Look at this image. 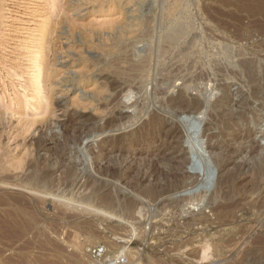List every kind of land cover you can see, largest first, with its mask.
<instances>
[{
    "label": "rangeland",
    "instance_id": "obj_1",
    "mask_svg": "<svg viewBox=\"0 0 264 264\" xmlns=\"http://www.w3.org/2000/svg\"><path fill=\"white\" fill-rule=\"evenodd\" d=\"M49 1H29V27L12 7L0 14V183H26L29 174L40 172L53 181L51 192L65 194L74 205L114 200L115 217L66 212L51 200L39 205L25 199L15 206L19 190L9 189V200L0 203V264H107L117 257L120 264H264V90L258 92L264 79V0ZM47 8L58 23L47 53L57 67L47 88L51 104L36 95L44 83L30 86L24 43V28L41 30L39 16ZM245 63L255 66V83ZM181 93L183 107L199 101L204 109L181 113L173 102ZM47 107L53 111L48 116ZM72 118L75 127L97 130L114 119L115 127L93 135L85 129L78 145L63 152V126ZM188 120L201 128L193 145ZM176 129L177 136L162 140ZM81 149L91 160L88 171L78 166L70 176ZM210 153L233 160L222 173L213 165L214 188L224 175L217 190L202 186L203 171L185 162L210 160ZM187 176L198 177V184L187 187ZM118 203L136 208L128 215ZM97 247L105 249L100 258L92 255Z\"/></svg>",
    "mask_w": 264,
    "mask_h": 264
},
{
    "label": "bare ground",
    "instance_id": "obj_2",
    "mask_svg": "<svg viewBox=\"0 0 264 264\" xmlns=\"http://www.w3.org/2000/svg\"><path fill=\"white\" fill-rule=\"evenodd\" d=\"M27 1H28V3H27ZM29 1H35V0H0V14L3 12V10H4V7L6 6H9V8H8V10H10V8L12 7L13 9H15V17H19V18H21V19H24V21L23 20H21L20 21V24L21 25H23V26H32L33 25V23H32V18H31V15L33 14L32 12H33V10H32V12L30 11V9H32L30 6H29ZM52 0H50L49 2H51ZM55 2L53 1V4H54ZM58 3V2H57ZM55 5V4H54ZM5 7V8H6ZM52 7H55V6H52ZM58 7V6H57ZM56 8V7H55ZM46 9V8H45ZM44 9V11L45 12H42V14L40 15V13H39V17H40V19L38 20V21H40L41 22V27H42V29L41 30H30V29H25L24 28V30L26 31V33H27V38H28V40L29 41H27V42H24L25 44H26V47H25V49H26V53H27V57H30V61H31V64H32V80L31 81H29V82H31V84H30V86L31 85H40L39 87H41V83H44V84H42V87L41 88H38V90L36 91V92H38V93H36L35 91V93H36V95L38 96V97H40L39 95L40 94H42L43 95V98L42 99H44V100H46L47 102V104H49L50 102H49V99L51 98V94L49 95V94H47V92L49 93L50 91H47V88L48 87H52L53 86V83H54V79H55V75H56V71H55V68H57V67H55V64L54 63H52V62H50L49 61V59H47V58H49L48 56H47V53H51L52 52V48L54 47H52V44L54 43L53 41H52V36L53 35H55L56 34V23H55V21H54V19H53V17H56V16H54V15H56L55 13L53 14V17H52V15H50L49 13H48V9L49 8H47V12H46V10ZM35 10V9H34ZM11 11V10H10ZM39 11V10H38ZM13 12V13H14ZM56 12H59L58 10L56 11ZM12 13V14H13ZM37 13V12H36ZM7 14V13H6ZM34 15V14H33ZM32 15V16H33ZM56 21H57V19H56ZM19 22V21H18ZM58 24V23H57ZM38 34L39 35H41V37H40V39H39V41H37V40H35L36 39V37H38ZM56 37V36H55ZM57 40V39H56ZM22 42V41H21ZM53 42V43H52ZM56 46V45H55ZM15 49H17V48H15ZM55 49H56V47H55ZM15 55V54H14ZM56 56V55H55ZM50 57H51V55H50ZM46 59V61H45V63H44V65H42V62L44 61ZM50 59H53V57L52 58H50ZM89 61H90V59H89ZM91 62V61H90ZM92 63V62H91ZM97 64V63H96ZM96 64H94V65H96ZM98 65H100V63L98 64ZM83 66V65H82ZM111 67V66H110ZM112 67H114V66H112ZM243 67L245 68V71H247L248 72V75H249V77H250V80L253 82V83H255L257 80H256V75H255V71H254V68H255V66L252 64V63H245L244 65H243ZM107 68V67H106ZM82 68H80L79 69V71L81 70ZM87 71H89L87 68H85ZM105 69V68H104ZM109 69V68H108ZM83 71H85V70H83ZM115 71V70H114ZM91 73V72H90ZM93 73V72H92ZM116 73H118V72H116ZM101 74V73H100ZM90 75V74H89ZM107 75V74H106ZM86 76H88V75H86ZM103 77V76H102ZM262 77V76H261ZM81 78H82V76H81ZM106 79V78H105ZM263 80V83L261 82V84H259L258 85V87L260 88L259 89V91L258 92H261V91H263L264 90V79H262ZM56 82V81H55ZM103 83H105V82H103ZM252 83V84H253ZM101 85V84H100ZM32 87V86H31ZM56 87V86H55ZM34 88V87H33ZM32 88V89H33ZM102 88V87H101ZM97 91L98 90H100V89H96ZM54 91V90H53ZM101 91V90H100ZM257 92V93H258ZM254 94V96H258L259 94ZM39 94V95H38ZM55 94V93H54ZM35 94L33 95V96H36ZM98 95H101V94H98ZM184 93H181V95L179 96V99H176V100H174L173 102H174V104H177L178 106H179V111L181 112V113H184V114H187V115H195V114H198V113H200L201 112V110L202 109H204V103L203 102H196V104H194V105H192V106H186V107H183V104H184ZM54 96V95H53ZM90 97V96H89ZM33 98V97H32ZM38 99V98H37ZM35 100V99H34ZM37 101H39V100H37ZM80 101V100H79ZM226 101V100H225ZM41 102L42 101H40V104H41ZM89 102V101H88ZM209 102V101H208ZM51 103H52V101H51ZM50 103V104H51ZM78 103V102H77ZM187 103V102H186ZM227 103V102H226ZM232 103V102H231ZM79 104V103H78ZM91 104V103H90ZM111 104V103H110ZM117 104V103H116ZM220 104H222V103H220ZM224 104V103H223ZM33 105H37V104H33ZM54 105V104H53ZM53 105H51V106H53ZM87 106H89L90 107V105H88V104H86ZM186 105V104H185ZM228 105V104H227ZM48 106V105H47ZM50 106V107H51ZM82 106H84V105H82ZM42 107V106H41ZM79 107H81V106H79ZM207 106H205V108H206ZM209 107V106H208ZM207 107V108H208ZM48 108V107H47ZM53 108V107H52ZM93 108V107H92ZM106 108V107H105ZM40 109V108H39ZM54 109V108H53ZM49 110V108L46 110V114H47V116L49 115V113L48 112H53V111H48ZM86 110V109H85ZM93 110H95V109H93ZM208 110H210V109H208ZM215 110V109H214ZM95 112V111H94ZM99 112V111H98ZM46 114H45V118H46ZM48 118V117H47ZM46 118V119H47ZM80 118H82V117H80ZM87 118V117H86ZM119 118V117H118ZM213 118V117H212ZM67 119V118H66ZM77 119V118H76ZM44 120V119H43ZM70 120V119H69ZM75 121H77V120H75ZM155 121V120H154ZM197 121V120H196ZM42 122V121H41ZM46 122H48V121H46ZM199 122H195V120H188L187 121V130H189V136H188V143L189 144H191V145H193L194 143H197V141L198 140H200V136H199V132H197L199 129H201L200 128V125L198 124ZM33 124V123H32ZM39 124V123H38ZM85 124H87V123H85ZM75 123H74V119L72 118L70 121H68V123L67 124H65L63 127H64V133H62L64 136H63V138L65 139V143L64 144H62V143H59V144H61L62 145V151L63 152H65V150H67V149H70V148H68L69 147V145L72 143L73 144V142H74V144L73 145H76L77 143H79V139L81 138L80 137V135L84 132V130L86 129V130H89V132L87 133V135H93V134H95L96 132H98L99 134L100 133H104L105 131H108V130H110V129H112L113 127H115V119L114 120H111V121H109V122H107V123H105V125L104 126H102V127H100L99 129H97V130H95V128H93V127H89L88 126V124L86 125V126H80V127H75ZM209 125V124H208ZM23 126H25V125H23ZM154 126H155V124L154 125H151L150 126V129L149 130H151V129H153L154 128ZM32 128V127H31ZM92 128V129H91ZM63 129V128H62ZM27 130H29V129H27ZM148 130V131H149ZM194 130H195V132H194ZM17 131V130H16ZM73 131H74V134H73V136L71 135L72 133H73ZM112 131V130H111ZM146 131V130H145ZM155 131V130H154ZM201 131V130H200ZM20 133H21V131H19ZM22 132H26L25 131V129H22ZM87 132V131H86ZM181 131H178L177 129L175 130V131H168L167 133H165V135H164V137H163V139L162 140H166L167 138H168V136H173V137H175V136H177L179 133H180ZM202 134V133H201ZM234 134V133H233ZM22 135V134H21ZM83 135V134H82ZM97 135V134H96ZM232 136V135H231ZM141 137V136H140ZM235 137V136H234ZM233 137V138H234ZM238 137V136H237ZM119 138V137H118ZM118 138H115V139H112V141H111V144H112V146H115V145H117L116 143H117V139ZM43 139V138H42ZM41 139V140H42ZM54 139V138H53ZM120 140V139H119ZM124 140V139H123ZM146 140H148V139H143V141H146ZM43 141H44V139H43ZM52 141V140H51ZM54 141H57V140H54ZM61 141V140H60ZM63 141V140H62ZM61 141V142H62ZM149 141H153V142H156V141H158V138H150V140ZM45 142V141H44ZM47 142V141H46ZM53 142V141H52ZM119 142V141H118ZM40 144V143H39ZM38 144V145H39ZM45 144V143H44ZM59 144H56L57 146H61V145H59ZM73 145H72V147H73ZM78 145V144H77ZM110 145V144H109ZM45 147V146H44ZM56 147V146H55ZM43 148V147H42ZM77 148V147H76ZM72 149V148H71ZM74 149H75V147H74ZM110 149V148H109ZM209 150H211L212 152L215 150L213 147H210V149ZM58 151V150H57ZM69 151V150H68ZM73 151V150H72ZM80 151H82V149L80 150ZM116 151H118V152H120L121 151V147H116ZM123 151V150H122ZM219 151V150H218ZM222 151V150H221ZM88 152V151H87ZM256 152V151H255ZM254 152V153H255ZM52 153L53 152H51V156H52V158L54 159V157H53V155H52ZM60 152H58V154H59ZM66 153H67V151H66ZM78 153V152H77ZM100 153H102V152H100ZM68 154V153H67ZM66 154V155H67ZM75 154V153H74ZM193 155H195V154H198V152H193L192 153ZM218 154V153H217ZM217 154H211L210 153V155H209V159L210 160H208V159H204V160H201V162H198L197 161V159L196 160H192V161H190L189 159H187V160H185V162H186V164H187V166H191L193 169H195V170H197V171H203V173H204V179L203 180H201V182H200V184L202 185V186H204V187H206V189H210V190H212V189H216V188H218V189H220L219 188V186L222 184V177L224 176H220V185L218 186V187H216V188H214V185H215V174H216V171H215V168H214V166L216 167V170L217 171H219L220 170V173H222L223 171H225V169L229 166L228 164L231 162V161H233V160H229V159H227V160H225V159H223V158H221L220 156H216ZM241 154V153H240ZM8 156V155H7ZM50 156V157H51ZM68 156H69V154H68ZM91 156H93V155H91ZM96 157H95V160H98L99 158H100V156H98V155H95ZM224 156V155H223ZM57 157V156H56ZM90 157V156H89ZM107 157V156H106ZM196 156H194V158H195ZM224 157H226V156H224ZM17 158V157H16ZM67 158H69V157H67ZM103 157H101V159H102ZM49 159V158H48ZM48 159H45L46 161H48ZM52 159V160H53ZM77 159L79 160V162H80V164H78L77 163ZM93 159V158H92ZM101 159H100V161H101ZM1 160L2 159H0V162H1ZM18 160V162L16 163V164H19L20 165V162H21V160H19V159H17ZM43 161V162H41V163H45L46 161ZM55 160H57V159H55ZM61 160H64V159H61ZM72 162L70 163V169L68 170L69 171V174H70V176L72 175V171L73 170H75L76 169V167H78V166H82L83 168H84V171H88V162L90 161L91 162V160H88V154L86 153V152H84V151H82L81 153H80V155H78L77 157H73L72 158ZM229 160V161H228ZM4 161H5V159H4ZM12 161V160H11ZM14 161V160H13ZM69 161V160H68ZM67 161V162H68ZM16 162V161H15ZM23 162V161H22ZM49 162V161H48ZM53 162H55V161H53ZM5 163V162H4ZM40 163V164H41ZM50 163H51V161H50ZM5 164H7V163H5ZM4 164V165H5ZM40 164H38V165H40ZM42 164V166H44ZM54 164V163H53ZM94 164V163H93ZM26 165V164H25ZM34 165V164H33ZM66 166H67V163L65 164ZM65 165H63V166H65ZM214 165V166H213ZM1 166H3V164L1 165V163H0V171L2 170V167ZM6 166V165H5ZM24 166V165H23ZM63 166H61V168L63 167ZM91 166V165H90ZM4 167V166H3ZM7 167V166H6ZM33 167V166H32ZM48 167V166H47ZM60 167V166H59ZM58 167V168H59ZM178 167L180 168L181 166L180 165H178ZM12 168H14V167H12ZM25 168V167H24ZM38 168V167H37ZM4 169V171H5V169H9V168H3ZM19 169H20V167H19ZM42 170V169H41ZM61 170V169H60ZM63 170V169H62ZM79 171H80V169H78ZM100 170V169H99ZM115 170V169H114ZM113 170V171H114ZM179 170V169H178ZM3 171V170H2ZM1 171V172H2ZM7 171V170H6ZM32 171V170H31ZM36 171V170H35ZM39 171V170H38ZM44 171H46V170H44ZM50 171V170H49ZM59 171V170H58ZM57 171V172H58ZM65 172H66V170H64ZM43 172V171H42ZM118 172V171H117ZM257 172V171H256ZM3 173V172H2ZM68 173V172H67ZM99 174V173H98ZM116 174V173H115ZM262 174V173H261ZM30 176L25 180L26 181V183H20V182H18V183H0V187H1V189H0V203H4V201H7V200H9V195L11 194L10 193V191H9V189L10 190H19L18 191V197H17V199L16 200H12L13 202H15V203H17L15 206H19V205H21V203H22V201H24L25 199H28V200H31V201H36V203L37 204H39V205H46V203L48 202V201H52L53 202V204L55 205V207H58L60 210H64V211H70V212H75V210H76V212L77 211H81V212H89V213H91V214H93V213H95L97 216H104V217H107L110 221H112L113 219V217H115V212H114V210L115 209H113V207L115 206L114 205V200H112V199H103V203H105L104 204V206H98V204H91V203H81V204H79V205H74V203L72 202L73 201V199L72 198H69V197H67L65 194H63V193H55V192H51L50 191V187L53 185V181H51V180H49V178L46 176V177H42V174L39 172V174H38V172H34L33 173V175L32 174H29ZM50 175V174H49ZM171 175V174H170ZM177 175V174H176ZM16 176V175H15ZM65 176V175H64ZM64 176H62V178H64ZM78 176V175H77ZM119 178V177H118ZM227 178V177H226ZM72 179V178H71ZM75 179V178H74ZM179 179V178H178ZM224 179V178H223ZM62 180H64V179H62ZM61 180V181H62ZM66 180H68V179H66ZM20 181V180H19ZM65 181V180H64ZM71 181V180H70ZM126 181V180H125ZM69 182V181H68ZM76 182V181H75ZM182 182L188 187V186H193V185H195V184H198V177H196L195 178V176H187V177H185L183 180H182ZM64 183V182H63ZM55 184V183H54ZM69 184V183H68ZM217 184V183H216ZM227 185V184H226ZM70 186V185H69ZM178 187V186H177ZM229 187V186H228ZM4 188H7V190H3ZM53 189V188H52ZM217 190V189H216ZM223 190V189H222ZM13 192V191H12ZM156 192V191H155ZM207 192V191H206ZM216 191H213V193H215ZM150 193V192H149ZM218 193H220V192H218ZM222 193V192H221ZM223 194V193H222ZM14 195H16V194H14ZM13 196V195H12ZM149 196H150V194H149ZM148 196V197H149ZM218 196H220V195H217V197ZM16 197V196H15ZM213 197V196H212ZM216 197V196H215ZM11 199V198H10ZM112 200V201H111ZM171 200V199H170ZM212 200H213V198H212ZM107 201V202H106ZM12 202V203H13ZM51 202V203H52ZM12 203L9 205V206H11L12 205ZM24 203V202H23ZM22 203V204H23ZM14 204V203H13ZM3 204H1V206H2ZM36 205V204H35ZM34 205V206H35ZM118 206H122V208H123V210H126L128 213V215H129V213L131 214L132 212H133V209H135L136 208V206H135V203L134 204H132V203H129V204H126L125 203V205H122V204H120V203H118L117 204ZM5 206H7V204L5 205ZM9 206H7V207H9ZM259 206V205H258ZM24 207V206H23ZM29 206H27V208H28ZM40 207V206H39ZM18 209H20L21 210V212H24L25 210H24V208H21V207H17ZM221 208V207H220ZM8 209V208H7ZM17 209V210H18ZM47 209V208H46ZM58 209V210H59ZM113 209V210H112ZM218 209V208H217ZM16 210V209H15ZM24 210V211H23ZM37 210V209H36ZM53 210H55V209H53ZM121 210V209H120ZM220 210V209H219ZM222 210H223V208H222ZM12 210H10L9 212H11ZM28 211V210H27ZM68 211V212H69ZM116 211V210H115ZM139 211H141V210H139ZM230 211V210H229ZM118 212V211H117ZM121 212V211H120ZM123 212H125V211H123ZM228 212V211H227ZM13 214H14V212H12ZM88 213V214H89ZM140 213V212H139ZM221 213V212H220ZM11 214V213H10ZM23 214V213H22ZM28 215H29V213H27ZM26 214V216L28 217V215ZM75 214V213H74ZM94 214V215H95ZM117 215L116 216H119L118 214H119V212L118 213H116ZM121 214V213H120ZM124 214V213H123ZM213 214V213H212ZM227 214V213H226ZM12 215V214H11ZM72 215V214H71ZM138 215H141V214H138ZM224 215L225 214H223L222 216L224 217ZM30 216V215H29ZM122 216V215H121ZM227 216V215H226ZM232 216V215H231ZM31 217V216H30ZM27 218V220L28 221H30L29 219H31V218ZM123 217V216H122ZM201 217V216H200ZM22 218V217H21ZM34 220V222H35V218H33ZM112 219V220H111ZM120 219V218H119ZM118 219V220H119ZM8 221H9V219H7ZM13 220V219H12ZM120 220H122V219H120ZM15 221V220H14ZM13 221V222H14ZM19 221V220H18ZM205 221V220H204ZM225 221V220H224ZM223 221V222H224ZM7 222V221H6ZM8 223V222H7ZM230 223V222H229ZM25 224V223H24ZM28 224V223H27ZM32 224V223H31ZM34 224V223H33ZM217 224V223H216ZM220 224V223H219ZM5 225H6V223H5ZM4 225V226H5ZM223 225V224H222ZM226 225V224H225ZM229 224H227V226H228ZM11 226H13V225H11ZM22 226V225H21ZM6 227V226H5ZM8 227V226H7ZM201 227V226H200ZM202 227H203V225H202ZM10 228V227H9ZM6 229V228H5ZM8 229V228H7ZM10 229H12V228H10ZM20 229V228H19ZM177 229V228H176ZM200 229V228H199ZM20 234V233H19ZM203 236V235H202ZM214 241V240H213ZM208 242V241H207ZM205 243V242H204ZM214 243V242H213ZM206 245H208V244H206ZM201 246V245H200ZM76 247V246H75ZM209 247L211 248L212 246H210L209 245ZM81 248V245H79L78 244V246H77V249H80ZM202 248V247H201ZM203 249V248H202ZM125 250V249H124ZM208 250V246H206V247H204V250H203V253L202 254H205L206 253V251ZM211 250V249H210ZM209 250V251H210ZM216 250V249H215ZM264 250V249H263ZM79 251V250H78ZM128 251V250H127ZM219 251V250H218ZM126 253V252H125ZM128 253V252H127ZM262 253H264V251H262ZM244 254V253H243ZM258 254V253H257ZM261 255V254H260ZM127 256H129V255H127ZM213 256V255H212ZM131 257V256H130ZM205 257L206 256H204L203 255V258L205 259ZM223 257V256H222ZM208 260H209V258H207ZM207 259H205V260H207ZM129 262L130 261H132L131 259L130 260H128ZM204 261V260H203ZM242 264V263H241ZM243 264H244V262H243Z\"/></svg>",
    "mask_w": 264,
    "mask_h": 264
},
{
    "label": "built area",
    "instance_id": "obj_3",
    "mask_svg": "<svg viewBox=\"0 0 264 264\" xmlns=\"http://www.w3.org/2000/svg\"><path fill=\"white\" fill-rule=\"evenodd\" d=\"M105 254V249L102 247L94 248L92 251V255L94 258H100ZM121 263V257H117L115 259H109L107 261V264H120Z\"/></svg>",
    "mask_w": 264,
    "mask_h": 264
},
{
    "label": "water",
    "instance_id": "obj_4",
    "mask_svg": "<svg viewBox=\"0 0 264 264\" xmlns=\"http://www.w3.org/2000/svg\"><path fill=\"white\" fill-rule=\"evenodd\" d=\"M186 131H187V133H188V130L186 129ZM189 134V133H188ZM197 150H198V148H197ZM199 151V150H198ZM189 153L191 154V150H189Z\"/></svg>",
    "mask_w": 264,
    "mask_h": 264
}]
</instances>
